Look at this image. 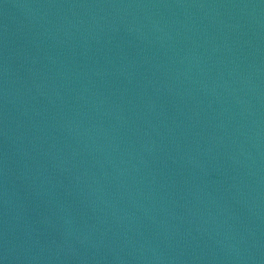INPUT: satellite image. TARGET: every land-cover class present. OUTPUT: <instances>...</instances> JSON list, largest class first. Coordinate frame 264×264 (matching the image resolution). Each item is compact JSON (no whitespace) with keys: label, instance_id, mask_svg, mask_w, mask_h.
<instances>
[{"label":"water","instance_id":"95a60500","mask_svg":"<svg viewBox=\"0 0 264 264\" xmlns=\"http://www.w3.org/2000/svg\"><path fill=\"white\" fill-rule=\"evenodd\" d=\"M9 264H264V0H0Z\"/></svg>","mask_w":264,"mask_h":264}]
</instances>
